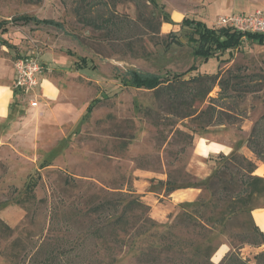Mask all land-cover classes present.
Segmentation results:
<instances>
[{
  "label": "rangeland",
  "instance_id": "rangeland-1",
  "mask_svg": "<svg viewBox=\"0 0 264 264\" xmlns=\"http://www.w3.org/2000/svg\"><path fill=\"white\" fill-rule=\"evenodd\" d=\"M43 1L0 0V19L27 13L61 21V27L45 22H15L32 27L31 30L38 25L44 33L53 36L60 46L58 51L67 58L63 64L67 67L64 69L70 71L66 78L70 83L69 98L78 106L93 100L94 103L90 114L80 122L63 125L50 122L35 137L21 131L23 129H15L13 135H6V143L0 137V264H30L29 259L42 242L40 232L49 243L54 242L58 234H71L65 229L68 228L66 221L61 226L54 213L64 214L62 212L81 201L80 194L87 186H91L88 194L93 190L101 195L109 192L130 195L132 192L146 203L143 194L137 191L136 183L140 179L150 184V190L161 193L163 189L166 193L170 186L199 182V173L202 175L211 167L221 165L224 158H219L220 154L228 155L222 151L210 154L206 159L209 166L202 165V159L195 153V145L197 152L203 149L202 143L197 142L199 136L236 144V147L243 142L247 149L242 150H248L247 155L253 153L246 139L254 123L264 114V78H259V75L264 76V43L243 39L230 59H224L228 56L224 53L220 60L212 56L205 61L192 53L197 44L188 39L189 27H182L170 36L160 31L169 9L163 0H154L155 3L149 0H47L45 12L32 11ZM255 9L264 14V7ZM203 20L209 27L221 26L214 24V17ZM26 40L33 43V48L27 51L35 50L21 53L0 36V43H6L4 47L0 44V59L5 58L13 65L18 57L33 54L46 71L47 64L41 61L36 45L41 44L40 40L33 37ZM59 57L61 55H57ZM82 57L94 66L85 74L73 69L74 62ZM192 65L196 69L187 71ZM130 69L168 78L185 72V80L196 74H217L218 80L233 74L251 77L243 84L247 88L242 92L243 97H229L232 88L228 89V94L220 95L216 80L207 97L193 103L191 109L194 108L195 114L181 117L171 113L174 107L165 97H157L151 90L124 85L122 78ZM33 94L36 96V90ZM210 102L217 106V112L206 124L199 113ZM12 104L18 105L22 114H33L26 95L17 93ZM176 110L180 114L181 106ZM214 145H217L214 150L222 147L215 142ZM29 182L36 185L31 193L33 197L25 199ZM201 188L203 194L205 188ZM20 198L24 201L18 202ZM180 205L160 221L152 217L149 205L147 213L157 223L164 224L182 210ZM245 218L240 216L225 235L211 237L214 244L221 243L211 257L214 263L227 254L232 244L241 246L236 251L250 264L256 263V254L264 252L261 247L264 242L259 246L240 243L245 234ZM183 233L189 236L186 230ZM220 249L223 255L219 259ZM73 253L56 260L73 259ZM136 254L135 250H129L119 257L117 264H136ZM36 256L39 258L38 254ZM92 256L99 257L95 250Z\"/></svg>",
  "mask_w": 264,
  "mask_h": 264
},
{
  "label": "trees",
  "instance_id": "trees-1",
  "mask_svg": "<svg viewBox=\"0 0 264 264\" xmlns=\"http://www.w3.org/2000/svg\"><path fill=\"white\" fill-rule=\"evenodd\" d=\"M17 20L62 26L55 20L39 19L27 13L12 17V21ZM163 20L170 21L168 16H164ZM5 23L6 20H0V28ZM182 27L190 28L188 39L197 44L192 52L194 57L205 61L212 56L220 60L224 53L228 55L224 59H230L243 39L264 43L262 33L241 31L230 26L209 27L204 21L188 16L182 19L180 28ZM175 33L170 31L167 36ZM79 61L75 62L76 68L94 67L87 63L85 57ZM195 69L196 66L192 65L187 71ZM184 74L185 72H180L168 78L156 73L130 69L127 76L122 78V83L133 88L151 90L157 97H165L174 107L171 113L189 117L196 112L194 108L191 109L193 103L196 100L203 101L216 80L220 95L228 94V89L232 88L233 92L229 97H243L242 92L247 90L243 84L251 77L233 74L218 80L217 74H196L185 80ZM259 78L263 79L264 76L259 75ZM13 93L16 96L21 92L14 88ZM93 101L87 105L82 120L92 111ZM178 105L181 106L180 114L175 112ZM216 107L210 102L205 110L200 111L199 115L206 124L210 123L213 113L217 112ZM246 141L256 159L246 157L237 148L228 155L220 154L219 158L223 157L224 162L216 165L209 177L180 186H203L207 194L204 192L196 200L182 203V210L164 224H159L151 218L147 213L149 206L132 192L130 195L124 192L101 195L93 190L88 194L86 192L91 186H87V190L80 194L81 201H77L78 203L72 205L67 212H62L64 214L54 213V218L56 217L61 226L62 222L66 221L68 228L65 229L71 234H58V238L49 243L44 241L45 238L40 232L39 239L42 242L37 246L32 259H29L30 264H117L119 257L129 250L137 252L136 264H250L248 259H242L238 255L236 249L241 246L232 244L231 241L232 247L218 263L211 260L221 244H214L211 237L214 234L225 235L228 227L240 216L246 217L245 234L240 243L259 246L264 242V234L250 214L252 209L264 207V176L254 174L257 161L264 160V114L254 123ZM35 185V182L27 183L25 199L33 197L31 193ZM175 188L176 186H170L166 188V192ZM23 201L20 198L18 202ZM7 228L11 229L8 226ZM183 230H186L189 236L184 235ZM73 232L75 234L71 237ZM67 243L70 244L66 246ZM93 249L99 257L92 256ZM71 252H74L73 259L56 260L57 257L70 255ZM41 256L43 258L40 259ZM255 258V264H264V252L256 254Z\"/></svg>",
  "mask_w": 264,
  "mask_h": 264
},
{
  "label": "crops",
  "instance_id": "crops-1",
  "mask_svg": "<svg viewBox=\"0 0 264 264\" xmlns=\"http://www.w3.org/2000/svg\"><path fill=\"white\" fill-rule=\"evenodd\" d=\"M47 3L49 4L47 0H44L41 5L37 6V8H33L32 11L35 9L37 13L45 12ZM163 3L169 6L167 16L170 21L162 20L160 24V31L162 33H169L170 31L176 32L179 30L180 23L185 16L200 19L202 21H204V18L210 19L214 17L215 24L219 16L244 11L250 12L253 11L255 7H264V0H181V2L177 4L163 0ZM35 16L39 19L59 21L51 16ZM0 20H6L4 26L0 28V36L15 45L21 53L35 50L31 49L27 51V49L33 48V43L30 44V40H26V37H30V39L33 37L34 40H40V43L43 45L36 44L38 45L37 50L39 51L41 61L47 64V70L39 75V84L35 89L38 105L30 107L33 114L29 113L25 115L24 113L22 114L21 108L18 105L14 106L12 104L14 97L13 65L5 58L0 59L1 141L6 143L4 142V139L7 137L6 135H13L15 133L14 130L19 128L23 129L21 131L34 135L35 137V135L40 133V130L42 131L43 126L48 125L50 122L56 125H63L69 122L76 123L82 121L83 114L90 101L85 106H78L69 98L68 93L71 91L69 89L70 83L66 78L67 73L70 71L64 69L67 67L63 64L67 61V58L66 56H62L63 54L58 51L60 46L57 41L53 40V36L44 33L42 28L38 25H35L33 30H31L32 27L28 28L25 24H17L12 21V17ZM59 22L62 23L61 21ZM30 33L34 35L32 36ZM5 44L6 43L3 41L1 46L4 47ZM57 55H61V57L57 58ZM73 69L76 73L85 74L84 72L88 69V66L76 68L74 62ZM52 71H55V73H52ZM60 71L62 74H59ZM203 138L204 140H202ZM197 142L202 143L203 149L197 152L195 145L196 156L202 159V165L206 167L209 166L206 159L210 154H216L220 151L230 153L236 148L239 152L254 160L253 153L249 152V155H247L248 150H242L243 148L247 149L243 142L239 143L240 145L236 147V144L230 145L216 140H208L202 136L198 137ZM214 142L222 147L218 150H214V146H217L214 145ZM213 170L214 168L211 167V169H208L206 172L202 173V175L199 173V180L201 181L209 177L213 173ZM254 174L264 176V160L257 161ZM149 185L147 181L140 179V182L136 183V187H138L137 191L143 194V199L150 206L152 217L159 221L165 219L168 214L174 212L180 204L196 200L202 192V188L199 186H189L176 187L172 191L166 193L163 189L161 193L160 191L150 190V188H148ZM250 214L255 224L264 234V207L254 208L251 210ZM261 247L264 249V244H262ZM227 249L228 246L226 250ZM222 252L223 249L218 251L219 259L222 257L221 255H223Z\"/></svg>",
  "mask_w": 264,
  "mask_h": 264
},
{
  "label": "built area",
  "instance_id": "built-area-1",
  "mask_svg": "<svg viewBox=\"0 0 264 264\" xmlns=\"http://www.w3.org/2000/svg\"><path fill=\"white\" fill-rule=\"evenodd\" d=\"M217 24L264 34V14L260 9L219 16ZM13 68V87L29 98L31 106H37L38 101L33 93L39 84V75L44 69L42 63L33 54L23 55L14 61Z\"/></svg>",
  "mask_w": 264,
  "mask_h": 264
}]
</instances>
